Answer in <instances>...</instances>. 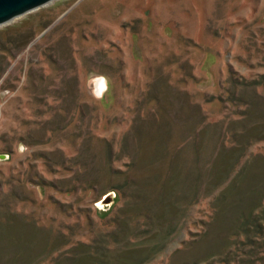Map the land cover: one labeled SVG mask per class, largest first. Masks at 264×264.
<instances>
[{
    "label": "rangeland",
    "instance_id": "1",
    "mask_svg": "<svg viewBox=\"0 0 264 264\" xmlns=\"http://www.w3.org/2000/svg\"><path fill=\"white\" fill-rule=\"evenodd\" d=\"M1 156L0 264H264V0L0 26Z\"/></svg>",
    "mask_w": 264,
    "mask_h": 264
},
{
    "label": "water",
    "instance_id": "2",
    "mask_svg": "<svg viewBox=\"0 0 264 264\" xmlns=\"http://www.w3.org/2000/svg\"><path fill=\"white\" fill-rule=\"evenodd\" d=\"M55 0H0V26L7 25L15 19L31 13L41 7L52 3ZM6 158L1 156L0 160ZM116 195L111 193L100 203L101 206L112 207Z\"/></svg>",
    "mask_w": 264,
    "mask_h": 264
},
{
    "label": "bare ground",
    "instance_id": "3",
    "mask_svg": "<svg viewBox=\"0 0 264 264\" xmlns=\"http://www.w3.org/2000/svg\"><path fill=\"white\" fill-rule=\"evenodd\" d=\"M53 2H54V1H53ZM53 2H52V3H53ZM50 4H51V3H50ZM48 5H49V4H48ZM46 6H47V5H46ZM103 88H104V84H103V83H99V84H98V90H99V92H103V90H104Z\"/></svg>",
    "mask_w": 264,
    "mask_h": 264
}]
</instances>
